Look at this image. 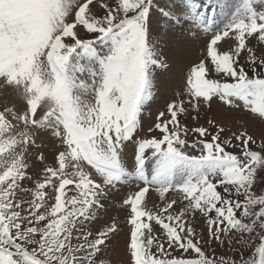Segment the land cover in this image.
<instances>
[{
    "label": "snow or ice",
    "instance_id": "obj_1",
    "mask_svg": "<svg viewBox=\"0 0 264 264\" xmlns=\"http://www.w3.org/2000/svg\"><path fill=\"white\" fill-rule=\"evenodd\" d=\"M214 20L198 0H0V91L23 101L0 108V264H104L119 226L93 225L110 191L133 182L128 264H264V134L179 118L198 122L216 99L264 124V10L243 0L222 28ZM176 30L203 36L206 54L187 99L145 130L154 69L167 66L158 44ZM45 138L60 144L58 166L31 176L27 153Z\"/></svg>",
    "mask_w": 264,
    "mask_h": 264
},
{
    "label": "rangeland",
    "instance_id": "obj_2",
    "mask_svg": "<svg viewBox=\"0 0 264 264\" xmlns=\"http://www.w3.org/2000/svg\"><path fill=\"white\" fill-rule=\"evenodd\" d=\"M254 3L258 10H264V3H261V0H254ZM214 5L219 9L223 8V5L225 6L220 13L216 14L217 18L214 20V25L217 28H222L231 19L232 14L242 7L243 0H215ZM95 10L97 13L103 14L98 5ZM204 42L203 36L199 39L188 41L185 39V36L180 34L179 30H176L174 34H169L164 42L158 44V51L161 52V58L165 60L167 66L154 69L153 99L145 106L141 118V123L145 130L154 124L158 113L164 111L166 105L173 99H179L181 95H184L185 99H187V93L184 91L186 88V75L190 66L198 62L206 54ZM252 44L259 47L255 40L252 41ZM242 62L246 61L242 60ZM5 105H16L22 108L23 101L16 98L10 90L0 91V108ZM179 118L182 123L187 124L189 127L207 126L206 121L214 119L226 127V134L237 130L241 124L247 123L250 134H254L257 138L264 134V124L257 120L249 119L245 112L221 110L220 102L216 99L212 101L210 108L205 106L200 111L198 122L193 121L187 114H181ZM141 135L143 136L144 133L142 132ZM37 144L40 147H32L27 153V162L30 166L28 171L29 175L36 176L37 174H41L42 178L44 167L49 166L47 162H52V166H58V164L54 163V155L58 150L62 149L59 142H53L47 138H45L43 143L37 140ZM41 153L46 154L44 161H40L37 158ZM128 156L131 158V151H129ZM67 171H72L70 166ZM24 187H30L28 182H25ZM68 187L72 188L73 186ZM136 190L137 186L135 182L121 185L112 189L103 201L105 207L99 212L98 221L93 227L100 228L106 222L110 223L112 220H115L119 226L118 232L110 237V243L106 244L103 249L102 259L104 264H128L130 249L126 247V244L129 239L130 225L127 224V219L130 208L123 206L122 200L127 198L128 195L133 194ZM72 194L75 193H68L69 196ZM21 195L25 199H30V193H21ZM146 200L148 207L153 210L161 206L158 195L154 192L150 191L146 196ZM204 219L202 216H197L192 221L197 232L205 230L206 223ZM243 251L247 255L248 249L244 248ZM219 252L226 253L229 256L234 255L226 247L218 249Z\"/></svg>",
    "mask_w": 264,
    "mask_h": 264
},
{
    "label": "trees",
    "instance_id": "obj_3",
    "mask_svg": "<svg viewBox=\"0 0 264 264\" xmlns=\"http://www.w3.org/2000/svg\"><path fill=\"white\" fill-rule=\"evenodd\" d=\"M264 185H257V191L259 192Z\"/></svg>",
    "mask_w": 264,
    "mask_h": 264
}]
</instances>
